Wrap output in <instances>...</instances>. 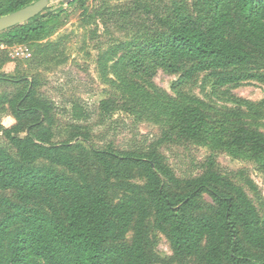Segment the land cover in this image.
I'll return each mask as SVG.
<instances>
[{
  "label": "trees",
  "instance_id": "16d2710c",
  "mask_svg": "<svg viewBox=\"0 0 264 264\" xmlns=\"http://www.w3.org/2000/svg\"><path fill=\"white\" fill-rule=\"evenodd\" d=\"M37 1L0 0V18ZM88 1L67 6L85 8ZM160 3L132 11L108 6L91 15H108L121 33L133 32L114 46L113 57L121 54L136 74L181 75L180 83L209 73L219 87L264 85V0H200L194 8L187 0ZM62 11L48 8L0 33V42L41 38ZM6 105L15 124L0 131L16 155L0 146V192L9 193L0 194V264H160L153 230L170 243L165 264H264V217L213 159L202 174L181 178L158 144L87 148L90 135L77 126L57 143L56 108L40 96L36 80L25 79ZM74 111L85 115L78 105ZM209 111L203 100L180 94L172 113L180 140L264 159L263 132L242 125L240 114L217 125Z\"/></svg>",
  "mask_w": 264,
  "mask_h": 264
},
{
  "label": "rangeland",
  "instance_id": "374dc122",
  "mask_svg": "<svg viewBox=\"0 0 264 264\" xmlns=\"http://www.w3.org/2000/svg\"><path fill=\"white\" fill-rule=\"evenodd\" d=\"M187 1L194 8L200 0ZM160 2L172 4V0H89L84 8L79 4L63 6V0H54L49 9L63 11L45 35L20 44L0 42L8 47L0 52V125L15 124L6 102L22 88L25 79L36 80L40 96L56 108L55 142L69 139L77 126L90 135V144H84L87 148L112 145L131 151L158 144L167 164L181 178L202 174L208 160L213 159L216 169L243 187L264 217V159L210 143L182 141L172 119L179 95L184 94L203 100L217 125L230 123L236 120L233 115L240 114L242 125L264 133V85L249 81L219 87L209 73L187 83H180L181 75L162 69L152 75L136 74L121 61V54L113 57L114 46L130 41L133 32L121 33L108 15L91 18L108 6L132 11L140 4L161 7ZM20 47L29 52L12 57L13 49ZM105 101L111 113L104 109ZM75 105L83 109V118L75 116ZM0 146L16 155L1 131ZM137 182L145 184L142 179ZM152 238L154 252L160 264H165L173 256L170 243L155 230Z\"/></svg>",
  "mask_w": 264,
  "mask_h": 264
},
{
  "label": "water",
  "instance_id": "95a60500",
  "mask_svg": "<svg viewBox=\"0 0 264 264\" xmlns=\"http://www.w3.org/2000/svg\"><path fill=\"white\" fill-rule=\"evenodd\" d=\"M54 0H38L21 10L0 18V33L10 30L17 26H22L47 12ZM74 0H63L64 4L69 5Z\"/></svg>",
  "mask_w": 264,
  "mask_h": 264
},
{
  "label": "built area",
  "instance_id": "2783aa9c",
  "mask_svg": "<svg viewBox=\"0 0 264 264\" xmlns=\"http://www.w3.org/2000/svg\"><path fill=\"white\" fill-rule=\"evenodd\" d=\"M5 50H8V47L4 44L0 45V52L1 51H5ZM27 52H29L28 49H24L22 47L20 48H14L13 51H12V57H15V56H21V55H25Z\"/></svg>",
  "mask_w": 264,
  "mask_h": 264
}]
</instances>
